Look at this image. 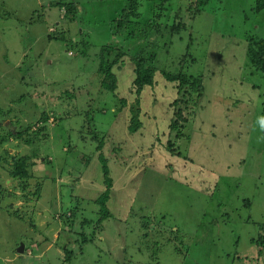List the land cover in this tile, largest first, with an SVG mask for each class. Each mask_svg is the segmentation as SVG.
Returning a JSON list of instances; mask_svg holds the SVG:
<instances>
[{
  "label": "rangeland",
  "instance_id": "obj_1",
  "mask_svg": "<svg viewBox=\"0 0 264 264\" xmlns=\"http://www.w3.org/2000/svg\"><path fill=\"white\" fill-rule=\"evenodd\" d=\"M201 1L138 0L128 38L116 22L128 0H0V264H264V71L247 55L250 39L264 41V9ZM107 42L155 57L135 133V64L114 68L116 95L103 89ZM181 66L204 87L176 144L189 159L166 149L179 95L162 71ZM27 127L30 144L10 134ZM101 156L106 218L94 200L107 188ZM13 157L29 163L26 192Z\"/></svg>",
  "mask_w": 264,
  "mask_h": 264
},
{
  "label": "trees",
  "instance_id": "obj_2",
  "mask_svg": "<svg viewBox=\"0 0 264 264\" xmlns=\"http://www.w3.org/2000/svg\"><path fill=\"white\" fill-rule=\"evenodd\" d=\"M128 1L129 4L123 9L122 14L120 15V19L116 20V22L117 26L122 29L127 27L128 33L126 36L128 38H134L137 36V27L138 25H140L135 19L140 17V13L138 11L139 5L138 0ZM201 2L205 3L206 0H202ZM64 8L72 19L76 16L78 12V7L74 2L66 3V6ZM254 9H256L257 11H261L262 9H264V0H256ZM255 44H257V47L255 46ZM126 48L122 47L121 44L118 43H105L101 47L100 51L98 75L101 78L100 84L103 89L109 90L116 95V90L118 87V77L116 75V71H114V68L116 67V65H122L127 63L128 61L124 59L126 56H130L131 61L134 62L135 68H133V76L135 77L133 79V82H131L133 84L134 93L136 94V101L131 102L129 104V111L131 113L129 130L131 133H135L137 132V130H140L143 123L140 119L139 114V112H141V94L146 86H153L155 84V73L157 71V67L154 56L148 57L149 59H146L145 57L140 56L139 52L130 53L129 49ZM81 53L87 54L88 49L82 51ZM247 55L252 61V64L256 65L257 69L264 71V41L261 40L260 42L256 43L255 40L250 39L247 49ZM121 58L122 61H120ZM162 74L166 80L175 84L176 88L178 89L179 95V97L175 98L171 103L173 107V113L169 124V134H172V132H174L175 139L171 138L170 136L168 137L166 149L178 157L189 159L188 156L182 154L176 144L178 139L185 136L183 129L185 127V123L188 120V110L190 106L192 105V103L195 104V101H198L203 97L204 87L201 80L202 78L200 75L196 76L193 75L194 73L185 71L182 66L174 72L163 70ZM118 101V104L120 103V105L117 109L120 112L123 110L125 105H128V100L123 97H119ZM90 111L91 109L88 112ZM48 119L49 115L47 113H44L41 120H44L46 122ZM120 129L123 131L121 127ZM29 130V127L22 130L16 129V133H13L11 131L10 134L11 136H13V138L22 141L25 140V143L30 144L33 141V138L31 135H29ZM35 130H38L37 133L38 135H40V137L46 136L45 130L47 131V127L42 126L41 128H36ZM24 135L25 139L23 138ZM96 135H98L97 132ZM98 136L94 138H98ZM101 139V143L97 146L98 149H101L104 146L105 141L103 138ZM5 140L6 138H3V141ZM13 160L15 163L12 165L9 173L12 177L18 179L21 182V187L23 191L26 192L27 187L29 185V180L32 178L33 175L32 173H30L29 163H27V159H20L16 161V158L13 157ZM101 160L104 163L102 173L104 183L107 188L103 192V194L96 200V202L99 203V205L101 204V208L99 206V209L101 211V214L104 215L103 217L106 218L108 216H111V214L109 213V209L106 206V202L109 200L110 197L112 177L109 176L107 172L109 166H107L106 160L103 156H101ZM39 192L40 185L37 184L36 191L34 194H39ZM74 212L75 211H73L72 213ZM261 240L262 238L259 239L258 242H261ZM71 257L72 253L69 251L67 253L66 259L70 260Z\"/></svg>",
  "mask_w": 264,
  "mask_h": 264
},
{
  "label": "crops",
  "instance_id": "obj_3",
  "mask_svg": "<svg viewBox=\"0 0 264 264\" xmlns=\"http://www.w3.org/2000/svg\"><path fill=\"white\" fill-rule=\"evenodd\" d=\"M88 168H89V167H88ZM88 168H86V169H88ZM84 170H85V169H84ZM89 170H90V169H89ZM101 170H102V168H101ZM102 175H103V173H102ZM103 181H104V180H103ZM88 193H89V192H87V191H85V192L82 191L79 195H81V196H85V195H86V196H87ZM102 194H103V191H102V193L99 194L98 197L94 198V200H97ZM89 199H92V198H89ZM96 203H97V202H96Z\"/></svg>",
  "mask_w": 264,
  "mask_h": 264
},
{
  "label": "water",
  "instance_id": "obj_4",
  "mask_svg": "<svg viewBox=\"0 0 264 264\" xmlns=\"http://www.w3.org/2000/svg\"><path fill=\"white\" fill-rule=\"evenodd\" d=\"M19 252H23L24 251V244H21V246L18 248Z\"/></svg>",
  "mask_w": 264,
  "mask_h": 264
},
{
  "label": "clouds",
  "instance_id": "obj_5",
  "mask_svg": "<svg viewBox=\"0 0 264 264\" xmlns=\"http://www.w3.org/2000/svg\"><path fill=\"white\" fill-rule=\"evenodd\" d=\"M74 211H75V210H74ZM72 212H73V211H71V212H70V214H71ZM83 240H84V239H83ZM83 240H82V242H84ZM66 249H67V247H66ZM70 252H71V253H72V255H73V252H72V250H70Z\"/></svg>",
  "mask_w": 264,
  "mask_h": 264
}]
</instances>
